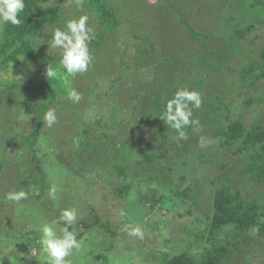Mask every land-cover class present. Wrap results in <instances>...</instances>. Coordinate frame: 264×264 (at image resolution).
<instances>
[{
  "label": "rangeland",
  "instance_id": "rangeland-1",
  "mask_svg": "<svg viewBox=\"0 0 264 264\" xmlns=\"http://www.w3.org/2000/svg\"><path fill=\"white\" fill-rule=\"evenodd\" d=\"M41 1L43 7L61 5L65 21L87 13L95 35L103 30L95 14L86 11L85 0H82V8H78L74 0ZM107 1L111 6H118L120 29L115 34L108 35L103 46L96 54H92L94 60L89 71L78 74L75 78L69 77L65 81L64 70L59 62H48L44 67L46 70L47 65L51 64L56 68L60 73L58 81L62 82V87L65 88L64 93L59 92V101L52 106L56 109L58 122L52 128H48L43 122L39 143L42 148L41 150L36 148L39 150L37 156L41 160L45 176V189L33 184L38 175L34 154L28 151L27 146L20 145L25 135L31 134L34 125L38 123L36 116L26 114L21 107L22 101L26 98L25 94L27 92L30 94L28 79L33 78L34 74L26 65H11L8 71H0V162L5 164L0 178V256H3L5 247L15 245V251L9 258L7 256L2 258L3 264H43L37 249L39 245L35 241L39 235L37 229L42 222L58 218L61 209L72 206L79 210L76 224L78 233L84 231L83 227L79 226L82 220L87 218L89 223H92L95 217L99 216L103 222L110 223L112 230L117 234L113 238L99 227L91 228L86 234L88 240L85 243V249L90 251L82 253L77 264H162L165 256L178 255L190 249L203 252L206 242L201 243L196 239L207 229L206 219L202 213L211 211L209 195L212 196L213 191L209 192L207 186L210 181L216 180L218 175L223 176L227 172L238 173L243 166V161H240L233 151L220 149L219 139L210 137V129L204 127V124L200 123L194 128L188 127L186 130L188 139L185 141L177 143L174 140L176 133L172 137V143L177 145L170 148L171 153L168 157L160 160L162 164L173 168L170 182L174 183V187L170 186L166 191L161 188L163 184L159 185L160 183L156 182L157 179L153 184H144L142 176L136 170L139 167L136 168L134 165L127 166L134 171L133 177L125 182L120 180L111 168L117 161L111 159V154L108 155L107 151L94 159L95 155L88 145L79 149L78 141L86 136L85 128H89L90 132H101L102 128L94 121L99 119L109 121L112 118L107 116L112 103L124 106L131 101L135 104L134 87L143 93L139 99L140 108L148 111L152 110V96L161 99L173 84L180 88L187 87L188 82L210 75L204 80V93L212 94L215 90L219 91L237 107L238 114L243 112L242 119L247 126L254 122L258 115H264L263 103L241 109L243 98L233 96L237 92L226 83L232 77L230 74L232 70L237 74L240 68L245 67L242 63L243 56L235 59L225 58L224 38L226 35L227 38L233 37L231 33L233 25H229L226 19L231 17L232 13L239 12L241 6L247 5V0ZM226 2L232 7L234 5L231 11L223 7ZM259 2L263 3L264 0ZM243 13L242 17L246 22L247 13ZM183 19H186L196 31L214 35L212 39L207 40L211 52L207 51L206 45L191 39ZM56 28L58 27L54 29ZM4 29L5 26L0 29V40ZM134 34L147 36L156 51L161 55L166 53L168 60L154 55L147 42L133 39ZM237 40L242 43L244 55L258 60L261 47H264V27L247 34L245 39ZM127 44L131 55L126 57L125 61L130 67L129 74L133 77L129 81L121 79L112 88L122 67L119 61L120 53L125 50ZM39 45L44 52L55 58L60 57V50L50 48V44L43 39H40ZM186 47L189 49L186 50ZM90 49L91 53L96 50L91 44ZM112 52L115 54L113 60L115 64L110 62L109 55ZM195 52L205 55L196 68L190 64V58L191 56L193 58ZM205 60L208 63L214 60L219 64V68L209 66ZM16 85L19 86L14 87ZM68 87H74L82 94L78 103L67 98ZM252 94L264 95V80L254 87ZM30 97L34 99L35 104L39 103L40 97L36 92L32 91ZM120 125V135L132 136L134 140H137L133 138L135 133L139 132V135L141 133L145 136L146 142L142 145L144 150L152 149L155 153H162L169 147L162 140L153 137L157 125L148 126L143 133L131 125ZM168 131L170 129L166 127L165 132ZM114 134L119 133L114 131ZM193 136L196 141L193 140ZM201 137L211 143L202 148ZM98 139L99 135L90 136L89 142L96 146ZM220 162L229 163L228 170L221 173L218 169ZM157 174L148 171L146 176L155 177ZM23 179H27L31 184L23 185L21 183ZM166 181L168 182L163 180L162 183ZM126 182L132 185L130 195L127 198H120L117 190ZM52 184L59 190V200L55 203L47 195ZM176 186L179 191L190 186V200L171 199ZM246 187L250 188L251 184ZM12 190H25L30 194L27 200L17 204L5 198ZM153 190L166 194L167 199L163 207L158 205L154 210L151 206ZM147 195L149 199H145ZM197 206L200 210H197ZM120 210H124L127 215L120 216ZM197 218H201L202 221H198ZM128 223L138 224L143 228L145 233L143 240L127 234L125 225ZM25 233H30V237L27 239L25 236L22 237L21 234ZM31 233H35L36 236ZM245 245L247 250L252 252V257L246 259L243 255H236L226 264H245V261L262 264V261L258 260L259 258L255 259L254 256L262 257L264 237L255 234L249 244Z\"/></svg>",
  "mask_w": 264,
  "mask_h": 264
},
{
  "label": "trees",
  "instance_id": "trees-1",
  "mask_svg": "<svg viewBox=\"0 0 264 264\" xmlns=\"http://www.w3.org/2000/svg\"><path fill=\"white\" fill-rule=\"evenodd\" d=\"M247 1L248 6L240 5L241 10L236 13L231 12L232 16L226 19L229 25H233L231 30L233 37L227 38L226 35L224 38V41H226L224 42L225 58L232 57L235 59L243 56L242 63L245 64V67L240 68L237 74L232 70L230 74L233 78L230 77L226 81L228 87L237 92L233 96L243 98L240 105L243 110L246 106L264 104V95L252 94L254 87L264 80V47H261L259 59L257 60L254 57H249V55H244L242 43L237 40L245 39L247 34L261 30L264 27V2L260 3L259 0ZM41 2V0H25L26 7L21 14L22 24L19 27L5 26L0 40V71H8L11 65H26L34 74L33 78L28 79L31 88L30 94L28 92L25 94L26 98L22 101L21 107L26 114L36 116L35 119L38 120V123L34 125L31 134L25 135L20 145L27 146L28 151L34 154L33 159L37 164L38 175L33 184L40 185L42 189H45V176L42 172L41 160L37 156L38 151L42 148L39 143L42 136L43 117L45 112L59 101V92L64 93L65 88L62 87L63 84L58 79L51 81L46 78L44 67L48 62H59L60 57L55 58L50 53L44 52L39 42L40 39H43L47 44H50L54 28L56 26L63 27L65 20L63 19L61 5L54 4L43 7ZM85 3L86 11L95 14V18L103 28L91 42V46L96 49L92 54H96L97 50L103 46L106 37L119 31L121 18L118 15V6H111L107 0H85ZM223 7L229 8L231 11L234 5L232 7L229 2H226ZM243 12L247 13L246 22L242 17ZM183 22L191 39L206 45L207 51L211 52L207 40L212 39L214 35L196 31L186 19H183ZM46 29L51 30L46 31ZM229 33L230 31H228ZM132 38L147 42L154 55H159L168 60L166 53L159 54L147 36L142 37L134 34ZM187 48L186 50L189 49ZM129 52V45L127 44L125 50L120 53L119 61L122 67L119 70L118 77L115 78L112 84V88L121 79L129 81L133 77L129 74L130 67L125 61V58L131 55ZM204 56L200 52H195L193 58L192 56L190 58L191 66L198 67V62ZM109 57L112 63L115 54L112 52ZM118 57L117 55V60ZM113 64L115 63L113 62ZM113 64L111 66L114 67ZM208 65L219 68V64L214 60H211ZM207 77H210V75L187 83V88L201 92L203 97L202 107L193 110L194 118L204 124V127L210 129V137L219 139L220 149L233 151L235 156L243 161V166L238 173L227 172L226 175H218V178L210 181L207 186L209 192H214H211L212 196L209 195L211 211L202 213L206 219L207 229H205L204 234L196 239L200 240L201 243L206 242L203 252L199 253L190 249L178 255L165 256L162 264H226L236 255H243L244 258L249 259L252 257V252L247 250L245 244H249L250 239L254 238L255 234L264 237V115H258L255 121L247 126L242 119L243 112L238 114L237 107H234L231 101L225 99L219 91L215 90L216 93L218 92L217 94L215 92L212 94L204 93V80ZM98 84H100V79ZM112 88L108 87V89ZM178 88L180 86L173 84L161 99L152 96V110L146 111L145 108H140L141 102L139 99L143 93L134 87L135 104L131 101L124 106L112 103L107 115L112 118L109 121H102L101 119L94 121L102 128L101 132H90L89 128H85L84 133L86 136L78 141L79 149L88 145L87 147L95 155L94 159L102 156L107 151L108 155L111 154V159L114 158L117 161V164H114L111 168L114 169L119 179L124 182L135 174L127 166L134 165L136 168H142V170L139 168L136 170L142 176L144 184H153L157 179L156 182L160 183L159 185L163 184L161 188L165 191L170 186L174 187V183L170 182V173L173 172V168L165 163L162 164L160 160L168 157L171 153L170 148L175 146L176 143L174 144L171 141L175 131L169 128L170 131L165 132L167 125L159 118V115L165 110L166 101L173 96ZM32 91L40 97L38 104H35L34 99L30 97ZM102 107L106 108L103 105ZM120 124H123V126L131 125L142 133L148 126L157 125L153 137L162 140L169 147L166 152L162 153H155L152 149L144 150L142 145L146 142L145 136L141 133L139 135V132L135 133L133 138H137V140H134L132 136L120 135ZM114 131H118L119 134L115 135ZM96 134L99 135L100 139L96 141V146H92L89 137L97 136ZM193 140L196 141V138L194 137ZM37 147L39 150L36 149ZM228 165L227 162H220L218 169L222 173L228 170ZM4 169L5 164L0 162V178ZM148 171L152 174L159 173V175L148 177L146 176ZM163 180H168V182L162 183ZM21 183L23 185L31 184L27 179H23ZM249 183L251 187L247 188L246 186ZM212 185L214 189H212ZM131 188L132 185L126 182L117 190L119 197L127 198L130 195ZM173 192L171 199L182 198L186 201L191 198L190 186L182 191H179L176 186ZM151 197L153 210L158 205L163 207L167 200L166 194L161 193L159 190H153ZM145 199H149L148 195ZM197 210H200V208L198 207ZM189 213L191 214V212ZM95 218L92 223H89L87 218L80 222L79 226L83 227L84 231L79 233L78 238L85 236L93 227H99L100 230L110 234L113 238L117 236L110 223L103 222L99 216ZM197 220L202 221L201 218H197ZM31 234L35 235V233ZM21 235H23L22 237L25 236L26 239L30 237V233ZM261 256L254 257L255 259L259 258L258 260H261L264 264V250L261 252ZM249 263L245 261V264Z\"/></svg>",
  "mask_w": 264,
  "mask_h": 264
},
{
  "label": "clouds",
  "instance_id": "clouds-1",
  "mask_svg": "<svg viewBox=\"0 0 264 264\" xmlns=\"http://www.w3.org/2000/svg\"><path fill=\"white\" fill-rule=\"evenodd\" d=\"M78 8H82V0H74ZM26 7L25 0H0V29L6 25L19 27L22 24L21 14ZM90 16L83 13L78 17L64 21L63 27L54 29L51 43L52 49L60 50L59 65L64 70V79L75 78L78 74L89 71L94 57L91 53L90 44L95 39V31L89 24ZM46 78L51 81L58 79L60 73L51 64L47 65ZM67 98L78 103L82 94L74 87L67 88ZM203 104L202 93L197 90H190L187 87L178 88L173 96L166 101L165 110L159 115V118L175 131L174 140L179 143L188 139L186 129L196 127L199 120L194 118L193 110L200 109ZM44 125L52 128L58 122V116L54 107L49 108L43 117ZM211 141H205L203 137L200 140V146L203 148ZM58 188L52 184L48 190V197L55 203L59 200ZM29 191L12 190L6 194V200L19 203L27 200ZM120 216L124 217L127 213L120 210ZM79 218L77 207H65L60 210L59 216L51 221H44L38 227V238L35 240L39 245L37 248L43 264H77L82 253H87L85 243L88 236L78 238L76 227ZM127 234L131 237L143 240L145 233L140 225L128 223L125 225ZM15 251V245L5 247L3 256H0V264H3L2 258L11 255ZM75 258V259H74Z\"/></svg>",
  "mask_w": 264,
  "mask_h": 264
}]
</instances>
